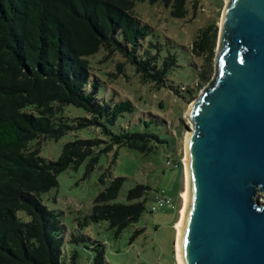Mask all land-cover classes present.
<instances>
[{
    "label": "trees",
    "instance_id": "16d2710c",
    "mask_svg": "<svg viewBox=\"0 0 264 264\" xmlns=\"http://www.w3.org/2000/svg\"><path fill=\"white\" fill-rule=\"evenodd\" d=\"M135 1L0 0V264H65L62 225L40 194L58 185L60 173L86 158L91 169L100 153L114 147L147 155L167 142L155 132H111L106 123L132 113L133 103L96 98L99 79L91 57L100 52L101 61L122 58L118 70L130 63L142 82L157 89L166 87L177 67L175 54L162 56L158 45L145 43L150 28L134 15ZM150 1L169 7L175 18L186 16L188 2L194 10L197 4ZM216 38L211 25L200 29L193 42V53L205 60V69L195 73L199 87L213 74ZM65 106L88 114L78 127H101L109 138L67 142L57 160H47L39 154L41 143L72 128L62 120ZM122 183L123 177L114 178L96 197L90 215L92 221L107 220L117 232L142 215L150 189L137 184L127 192L129 203L112 202ZM18 211L27 213L29 220H21ZM95 250L93 264H110L102 246Z\"/></svg>",
    "mask_w": 264,
    "mask_h": 264
},
{
    "label": "rangeland",
    "instance_id": "374dc122",
    "mask_svg": "<svg viewBox=\"0 0 264 264\" xmlns=\"http://www.w3.org/2000/svg\"><path fill=\"white\" fill-rule=\"evenodd\" d=\"M225 2L197 0L196 10L188 2L186 16L175 18L162 3L135 1L134 15L150 28L145 43L158 45L162 56L170 52L177 57V67L168 75L166 87L157 89L142 82L130 63L118 70L117 63L123 62L122 58L101 61L104 52L91 57L93 72L99 79L96 98L109 102L129 99L134 106L132 113H125L113 124L106 123L108 130L155 132L167 142L147 155L123 146L114 147L108 153H100L91 169L90 159L86 158L76 168L60 173L58 185L40 194L42 203L57 214L62 225L65 264H93L97 245L103 247L105 260L110 264H177L173 222L179 218L182 206L179 193L184 188V167H170L166 160L172 157L185 163V137L191 127L188 109L203 87L196 85L195 73L205 69L203 56L193 53V42L204 27L213 25L218 32ZM62 116L72 128L58 139L44 140L39 149L41 157L57 160L63 145L76 139L108 141L109 134L101 127L77 126L80 118L89 117L84 110L65 106ZM116 177H123V183L112 202L129 203L127 192L137 184L150 188L145 211L120 232L107 220L90 219L96 197ZM161 191L177 203L176 207L152 212V199ZM17 216L29 220L24 211H18Z\"/></svg>",
    "mask_w": 264,
    "mask_h": 264
},
{
    "label": "water",
    "instance_id": "95a60500",
    "mask_svg": "<svg viewBox=\"0 0 264 264\" xmlns=\"http://www.w3.org/2000/svg\"><path fill=\"white\" fill-rule=\"evenodd\" d=\"M188 119L182 264H264V0H226Z\"/></svg>",
    "mask_w": 264,
    "mask_h": 264
},
{
    "label": "bare ground",
    "instance_id": "6f19581e",
    "mask_svg": "<svg viewBox=\"0 0 264 264\" xmlns=\"http://www.w3.org/2000/svg\"><path fill=\"white\" fill-rule=\"evenodd\" d=\"M188 163V156H187V135L185 137V166H184V188L182 190V206L179 212V218L175 223L176 228V242H175V256L177 264H182L181 257H180V237L182 232L183 223L185 220L186 208L188 205V179L186 175V167Z\"/></svg>",
    "mask_w": 264,
    "mask_h": 264
},
{
    "label": "built area",
    "instance_id": "2783aa9c",
    "mask_svg": "<svg viewBox=\"0 0 264 264\" xmlns=\"http://www.w3.org/2000/svg\"><path fill=\"white\" fill-rule=\"evenodd\" d=\"M166 165L170 166V167H177L178 165H180L181 167H184V160H175L172 157H168V159L166 160ZM181 193H179V198L182 200L181 197ZM176 202L168 195L164 194L163 191H161L160 193L156 194L153 199H152V203H151V211L154 212L160 208H165V207H176Z\"/></svg>",
    "mask_w": 264,
    "mask_h": 264
},
{
    "label": "crops",
    "instance_id": "0c3cea01",
    "mask_svg": "<svg viewBox=\"0 0 264 264\" xmlns=\"http://www.w3.org/2000/svg\"><path fill=\"white\" fill-rule=\"evenodd\" d=\"M175 222H176V220L173 222V226H174V228H175ZM174 235H175V237H176V228H175V231H174ZM174 242H175V239H174Z\"/></svg>",
    "mask_w": 264,
    "mask_h": 264
}]
</instances>
